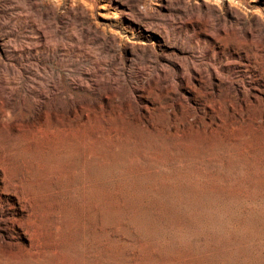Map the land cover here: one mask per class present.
<instances>
[{
	"label": "rangeland",
	"instance_id": "374dc122",
	"mask_svg": "<svg viewBox=\"0 0 264 264\" xmlns=\"http://www.w3.org/2000/svg\"><path fill=\"white\" fill-rule=\"evenodd\" d=\"M52 1L48 19L0 0V264H264V52L238 65L213 46L218 83L177 7ZM248 2L239 32L262 37L264 0Z\"/></svg>",
	"mask_w": 264,
	"mask_h": 264
},
{
	"label": "bare ground",
	"instance_id": "6f19581e",
	"mask_svg": "<svg viewBox=\"0 0 264 264\" xmlns=\"http://www.w3.org/2000/svg\"><path fill=\"white\" fill-rule=\"evenodd\" d=\"M70 1L76 3V5L78 4V7H74L72 5V9L70 10V12L72 14L78 13L83 18H85V17L88 18L90 15H92L94 9L97 6V0H70ZM152 1L153 0H134V2H136L135 3L136 7L135 6L134 7L139 12L145 14V13L150 12L153 9H155V6L153 5ZM160 1L162 2L163 6H166L169 10L177 7L180 10V12H182L183 15L179 18L182 26H180L179 30L181 33L183 32V33L187 34L184 31L189 29L188 25L192 26L190 28H192L194 30H193L192 37L190 36L191 37V39L189 40L190 43L193 41V37L200 36V37H208L209 38V42L206 41L203 43L204 44V53H203L202 59H206L205 63H207L208 65L211 66L212 70H211V73L209 76L218 77L217 78L218 83L221 82L222 79H221V77H219L221 73L219 72L217 67H215V64H221V62L218 61V59H215L214 53L216 51L213 49V46L218 47V46L222 45L223 42L232 41V44L236 45L237 47L244 48V50H243L244 53L237 51V47L233 49L232 53H236L237 55L232 56L233 58L231 60L233 61L234 64H238V65L243 60L250 62V60L254 58L250 55V52L253 55L256 52H264V36H262V37L255 36L252 32L253 30L250 28H249L250 30H246L247 31L246 36H242L241 33L239 32V29H240L239 26L241 24H243V20L246 19V16H248V13L246 11L242 10L243 5L248 4V3L250 4V2H248V0H222L223 5L226 7L227 15L223 17L224 23H220L219 25L217 24L218 26L214 25L215 19H214V17L211 16V14L209 12L211 5L212 6L218 5L214 2H212V0H160ZM33 3L35 5L45 3L46 9L44 11H42V13L45 15V17L48 19H52V18L56 17L55 13H56L57 4L54 1H52V0H46V1H44V0H42V1L33 0ZM22 10L24 12H28L27 7H24V8L22 7ZM189 10H191V12ZM260 10L261 9H258V11L252 12L254 19L251 22H250V20H248L249 21L248 22L249 27H252V25H257L259 22V18H261L264 15V13ZM241 14L245 15V17H242ZM228 16H230V17H228ZM40 26L41 25L37 24L38 28ZM34 28H36V26H35L34 22L31 20V29L34 30ZM40 33L42 34L43 37L45 36L41 30H40ZM181 33H179V35L177 37H175L174 40L180 46H184L186 42L184 41L185 39ZM79 38L80 37L75 36L74 40H76V42L78 43ZM165 38H167V37H165ZM113 42H116L115 37L112 38L111 42L109 40L108 45L112 48H113V44H114ZM110 43H112V44H110ZM40 47L36 43L32 44V50L36 49L35 51H37ZM42 47L44 48V46H42ZM114 47H115V44H114ZM13 49H14V51L22 52L23 47H19V48L13 47ZM78 49L81 50L82 48L80 46H78ZM83 50H85V49H83ZM109 51H111V48L109 49ZM181 52L183 54H185L183 56L187 59L190 58L191 56H195V53H196L195 51H193L191 49V47L189 48L188 45L181 47ZM185 61H187V60H185ZM252 62H253V60H252ZM229 63L230 62L224 63V65L229 66ZM189 68H190V71H192V64ZM178 70H179L178 71L179 73H183L184 72L183 66L180 65V68ZM202 70L206 71L207 68L204 67ZM227 70L229 71V74H230L231 73L230 66L227 68ZM193 71L198 72V70H196V69H194ZM233 72H234V70H233ZM238 72L241 73V70H239ZM201 73H203V72L201 71L200 74ZM172 77H174V76H172ZM218 83L216 84V86L218 85ZM52 86L55 87L56 89L59 88L58 85L54 86L52 84ZM28 87H29V89H33V87L30 85ZM39 87L41 88L40 94L46 98V101L42 105H44V104L47 105L51 101V95L48 94V92L46 91L47 89L44 86H39ZM52 108L56 112H58L59 114H61L63 112L62 102L53 103ZM6 237H8V234L6 235ZM2 239H4V237L0 236V240H2Z\"/></svg>",
	"mask_w": 264,
	"mask_h": 264
},
{
	"label": "clouds",
	"instance_id": "9594fccd",
	"mask_svg": "<svg viewBox=\"0 0 264 264\" xmlns=\"http://www.w3.org/2000/svg\"><path fill=\"white\" fill-rule=\"evenodd\" d=\"M212 2L216 3V4H221L222 3V0H212Z\"/></svg>",
	"mask_w": 264,
	"mask_h": 264
}]
</instances>
